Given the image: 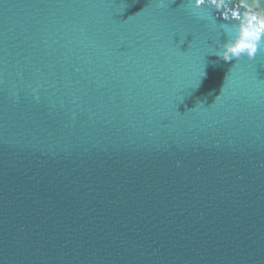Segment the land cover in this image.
<instances>
[{
    "label": "water",
    "instance_id": "obj_1",
    "mask_svg": "<svg viewBox=\"0 0 264 264\" xmlns=\"http://www.w3.org/2000/svg\"><path fill=\"white\" fill-rule=\"evenodd\" d=\"M226 5L0 0V264H264V46L215 54Z\"/></svg>",
    "mask_w": 264,
    "mask_h": 264
},
{
    "label": "clouds",
    "instance_id": "obj_2",
    "mask_svg": "<svg viewBox=\"0 0 264 264\" xmlns=\"http://www.w3.org/2000/svg\"><path fill=\"white\" fill-rule=\"evenodd\" d=\"M256 14L236 24L224 25L222 28L228 38L219 44L215 54L225 62L247 55L255 58L259 49L264 46V0H249ZM197 19L215 20L212 9H216L223 17H227L232 9L226 5V0H187ZM158 7H166L167 0H157ZM203 74L200 72L199 76Z\"/></svg>",
    "mask_w": 264,
    "mask_h": 264
},
{
    "label": "snow or ice",
    "instance_id": "obj_3",
    "mask_svg": "<svg viewBox=\"0 0 264 264\" xmlns=\"http://www.w3.org/2000/svg\"><path fill=\"white\" fill-rule=\"evenodd\" d=\"M237 18H239V13H236Z\"/></svg>",
    "mask_w": 264,
    "mask_h": 264
}]
</instances>
